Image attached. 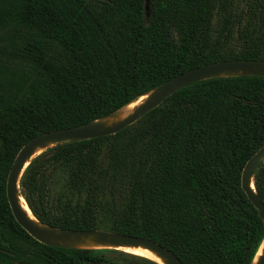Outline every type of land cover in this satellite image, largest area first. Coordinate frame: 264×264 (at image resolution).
<instances>
[{
  "label": "trees",
  "instance_id": "obj_1",
  "mask_svg": "<svg viewBox=\"0 0 264 264\" xmlns=\"http://www.w3.org/2000/svg\"><path fill=\"white\" fill-rule=\"evenodd\" d=\"M232 60L264 61V0H0V264H157L38 242L12 214L9 173L34 138ZM263 146L264 76L210 78L116 135L49 148L26 169L22 196L51 228L103 223L183 264H253L264 222L241 179ZM58 171L60 192L49 186ZM254 182L264 203V162Z\"/></svg>",
  "mask_w": 264,
  "mask_h": 264
},
{
  "label": "water",
  "instance_id": "obj_2",
  "mask_svg": "<svg viewBox=\"0 0 264 264\" xmlns=\"http://www.w3.org/2000/svg\"><path fill=\"white\" fill-rule=\"evenodd\" d=\"M240 75L264 76V61H223L186 71L166 81L156 90L147 94L150 95V99L142 107H140L133 115L113 127H103V125L100 123V121L103 120L101 119L93 123L52 131L34 138L29 143H27L17 155L7 180L6 194L15 220L31 237L40 243L59 247L77 248L73 246L61 245L60 243L68 241H82L84 239L87 240L92 238L96 243L107 244L115 247H143L156 253L160 258L166 260L167 264H183L182 261L171 250L161 246L151 239L110 231L55 229L42 224L33 214L42 225L47 227V229H41L33 222L29 221L27 214H25L19 206L20 178L22 179L31 162L39 156L33 157L36 148H43L47 144H51V146L47 148L49 149L64 142L91 140L100 137L116 135L127 127L134 125L151 111L163 105L171 96L186 88L187 86L210 78ZM263 162L264 146L247 162L243 170L241 185L250 202L259 211L260 217L264 222V203L258 197L254 182L255 172ZM262 244H264V241ZM258 264H264V253L261 256Z\"/></svg>",
  "mask_w": 264,
  "mask_h": 264
},
{
  "label": "bare ground",
  "instance_id": "obj_3",
  "mask_svg": "<svg viewBox=\"0 0 264 264\" xmlns=\"http://www.w3.org/2000/svg\"><path fill=\"white\" fill-rule=\"evenodd\" d=\"M150 99V95L142 96L136 101L132 102L131 104L127 105L123 109H121L119 112H117L112 117L103 119L100 121L101 125L106 128L113 127L131 115H133L140 107H142L148 100ZM51 144H47L43 148H36L33 154V157H36L43 153L48 147H50ZM19 206L21 210L27 214L29 221L33 222L35 225L40 227L41 229H47L45 225H42L33 215L31 210L29 209V206L27 203L20 198ZM61 245H67V246H73L77 248L82 249H94V250H120L135 256L143 257L146 259H149L157 264H167V261L160 258L156 253L143 248V247H115L107 244H99L96 243L92 238L91 239H84L82 241H68V242H62ZM264 253V244L261 245L260 249L258 250V253L254 259V264H258L261 256Z\"/></svg>",
  "mask_w": 264,
  "mask_h": 264
},
{
  "label": "rangeland",
  "instance_id": "obj_4",
  "mask_svg": "<svg viewBox=\"0 0 264 264\" xmlns=\"http://www.w3.org/2000/svg\"><path fill=\"white\" fill-rule=\"evenodd\" d=\"M20 180H21V178H20ZM65 183H66V177L64 176V174L62 172L58 171L56 173H53L52 180H51L49 186L54 191L60 192L62 190V187L65 185ZM19 197L22 198L27 203V201L25 200V198L22 196V188H21V185H19ZM108 227H109V225L102 223L101 224V229L99 231H109L108 230Z\"/></svg>",
  "mask_w": 264,
  "mask_h": 264
}]
</instances>
